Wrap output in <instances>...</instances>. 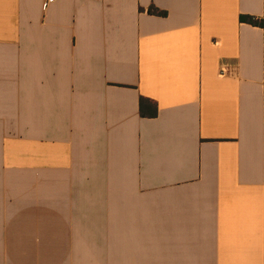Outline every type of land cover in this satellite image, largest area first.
<instances>
[{
	"label": "crops",
	"instance_id": "crops-1",
	"mask_svg": "<svg viewBox=\"0 0 264 264\" xmlns=\"http://www.w3.org/2000/svg\"><path fill=\"white\" fill-rule=\"evenodd\" d=\"M0 264H264V0H0Z\"/></svg>",
	"mask_w": 264,
	"mask_h": 264
},
{
	"label": "trees",
	"instance_id": "trees-1",
	"mask_svg": "<svg viewBox=\"0 0 264 264\" xmlns=\"http://www.w3.org/2000/svg\"><path fill=\"white\" fill-rule=\"evenodd\" d=\"M152 14L165 15V11L157 8H150L148 10ZM240 20L251 23L253 25L263 26V19L256 18L251 15H241ZM140 114L146 117H153L157 114L156 105L150 102L148 99L141 97L140 99Z\"/></svg>",
	"mask_w": 264,
	"mask_h": 264
},
{
	"label": "built area",
	"instance_id": "built-area-1",
	"mask_svg": "<svg viewBox=\"0 0 264 264\" xmlns=\"http://www.w3.org/2000/svg\"><path fill=\"white\" fill-rule=\"evenodd\" d=\"M52 0H46V4H48L49 2H51ZM228 73V71H227V69H226V67H222V68H220V70H219V75L220 76H224V75H226Z\"/></svg>",
	"mask_w": 264,
	"mask_h": 264
}]
</instances>
